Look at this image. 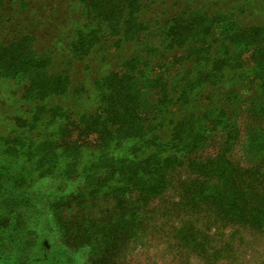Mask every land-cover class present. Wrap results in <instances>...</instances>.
I'll return each instance as SVG.
<instances>
[{
    "label": "trees",
    "instance_id": "trees-1",
    "mask_svg": "<svg viewBox=\"0 0 264 264\" xmlns=\"http://www.w3.org/2000/svg\"><path fill=\"white\" fill-rule=\"evenodd\" d=\"M222 3L0 0V260L49 232L52 264L164 237L218 264L264 238V20Z\"/></svg>",
    "mask_w": 264,
    "mask_h": 264
},
{
    "label": "rangeland",
    "instance_id": "rangeland-1",
    "mask_svg": "<svg viewBox=\"0 0 264 264\" xmlns=\"http://www.w3.org/2000/svg\"><path fill=\"white\" fill-rule=\"evenodd\" d=\"M227 2L235 5L234 0H226V3H222V6L226 9H230L226 5ZM240 2L241 3L239 6L244 7L246 5L247 8H250L251 16L253 19L264 20L263 0H240ZM43 13L45 14L46 12H42V14ZM69 13L70 12L64 10H57V21L54 22L52 25H46L48 29L44 26L39 29H41L43 33L47 32L48 39H56L57 37H61V32L64 30L65 24L67 26L71 25V22L74 19L73 16ZM68 23L70 24L68 25ZM43 28L45 30H43ZM219 29L223 30L225 29V26H220ZM59 31H61L60 34L58 33ZM8 92L9 88L0 83V112L2 110L4 111V109L8 110L11 108ZM8 126L9 123L7 120L4 119L0 121V132L7 129ZM44 223L47 224L45 220H43V224ZM51 234L52 233L49 232V236L52 240V243L49 238L46 237L44 239L45 242L49 244L47 248H43L42 250L35 248L31 253L28 252L27 254H30L29 257L24 259V261L21 263H17L15 255L11 254L9 256H6V259L0 260V264H52V258L54 256H57L58 253H61V249L59 247V241L56 238L57 236L55 237ZM166 239L167 237H164L160 240L151 239L148 245L139 246L131 253H129L127 257L123 260L122 264H206L203 260L197 257L187 256L186 254H180V252L176 251L175 249H171V251L165 250L164 248H166ZM169 240L171 241L170 238ZM252 248L248 250L243 249L241 251L235 252L232 258L229 257L227 259L228 261L220 259L221 261H219L218 264H264V238L256 240V243ZM37 251L38 255L44 254L46 252L48 260L44 261V263L37 261L33 262L32 257L35 256L34 253H36ZM80 252L70 254L66 258V263L84 264L83 262H85L86 259L84 257V254ZM226 258L227 257H224V259Z\"/></svg>",
    "mask_w": 264,
    "mask_h": 264
}]
</instances>
